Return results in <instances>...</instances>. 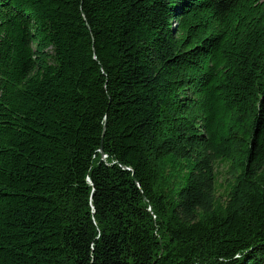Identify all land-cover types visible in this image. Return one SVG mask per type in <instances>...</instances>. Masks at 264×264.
<instances>
[{"label": "trees", "instance_id": "trees-1", "mask_svg": "<svg viewBox=\"0 0 264 264\" xmlns=\"http://www.w3.org/2000/svg\"><path fill=\"white\" fill-rule=\"evenodd\" d=\"M0 264H264V0H0Z\"/></svg>", "mask_w": 264, "mask_h": 264}, {"label": "rangeland", "instance_id": "rangeland-1", "mask_svg": "<svg viewBox=\"0 0 264 264\" xmlns=\"http://www.w3.org/2000/svg\"><path fill=\"white\" fill-rule=\"evenodd\" d=\"M230 181L229 175L226 172V165L224 163L217 167L216 193L223 199L225 198L229 189L228 183Z\"/></svg>", "mask_w": 264, "mask_h": 264}, {"label": "water", "instance_id": "water-1", "mask_svg": "<svg viewBox=\"0 0 264 264\" xmlns=\"http://www.w3.org/2000/svg\"><path fill=\"white\" fill-rule=\"evenodd\" d=\"M101 150V149H100ZM101 153H102V151H101Z\"/></svg>", "mask_w": 264, "mask_h": 264}]
</instances>
